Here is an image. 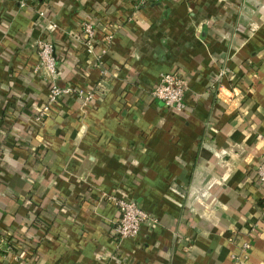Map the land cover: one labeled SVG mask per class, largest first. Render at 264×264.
Here are the masks:
<instances>
[{"label": "crops", "instance_id": "obj_1", "mask_svg": "<svg viewBox=\"0 0 264 264\" xmlns=\"http://www.w3.org/2000/svg\"><path fill=\"white\" fill-rule=\"evenodd\" d=\"M39 40L90 105L43 112ZM165 73L182 111L151 94ZM263 161L264 0H0V264H264ZM110 195L157 221L119 241Z\"/></svg>", "mask_w": 264, "mask_h": 264}, {"label": "built area", "instance_id": "obj_2", "mask_svg": "<svg viewBox=\"0 0 264 264\" xmlns=\"http://www.w3.org/2000/svg\"><path fill=\"white\" fill-rule=\"evenodd\" d=\"M39 0H20L21 5H31ZM159 0H138L139 5L147 3L157 2ZM41 17H46L44 11L39 12ZM83 30L87 35V44L91 49L94 47L95 27L91 22H85L83 24ZM114 35L109 34L106 37L107 46L113 40ZM38 53L50 78L53 79L50 85V98L49 104L44 108V113L50 108V104L59 101L65 95H72L79 98L82 101L83 106H88L96 98L97 94L94 89L86 90L85 88L75 86L60 87L56 82L58 75V67L56 57L54 55V44L46 41L39 40L37 43ZM107 48H103L102 53L107 52ZM107 71H103L106 74ZM188 88V81L182 74L178 73H165L160 82L153 88L152 96L162 101L166 107L182 111L186 107L185 94ZM43 112L37 117V120H41ZM257 176L261 182L264 183V161L257 168ZM109 201H112L120 210V217L114 224V234L119 241L126 238L136 237L142 225L147 222H156L157 219L153 217L149 212L144 210L138 201L134 198H127L121 195H110L107 197ZM251 248L250 242H246L243 245V253L245 257H248L249 250Z\"/></svg>", "mask_w": 264, "mask_h": 264}]
</instances>
